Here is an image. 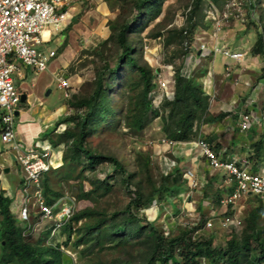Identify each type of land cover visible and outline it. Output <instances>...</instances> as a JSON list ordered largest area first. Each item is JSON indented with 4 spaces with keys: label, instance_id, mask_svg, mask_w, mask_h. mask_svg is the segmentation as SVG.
<instances>
[{
    "label": "trees",
    "instance_id": "trees-1",
    "mask_svg": "<svg viewBox=\"0 0 264 264\" xmlns=\"http://www.w3.org/2000/svg\"><path fill=\"white\" fill-rule=\"evenodd\" d=\"M119 1L122 5L120 12L115 19L109 21L110 37L94 48V53L101 57L95 78L83 84L84 89L81 93L77 92L78 90L71 92L69 101L72 111L64 118L68 126L62 134L55 135L52 142L55 146L63 143L66 145L62 165L57 168L55 174L60 175L63 181L78 182L79 200L96 198L102 202L101 198L114 191L116 173L121 174L132 200L125 208L115 211L99 208L95 204L78 210L65 225L64 232L68 235L66 243L70 242L75 232L77 240L74 243L76 246L83 245L84 257H89L90 253L96 251L100 254L105 249H125L130 246L124 258L108 261L99 256L100 259L97 261L88 258L89 261L85 264H202V259H206L209 264H221L223 261L227 264H264V231L256 226L263 212L262 204L248 215L250 233L242 239L237 240L236 236L231 238L225 247L214 246L212 235L193 237L191 230H182L177 235L165 236L159 226L146 215L140 217L139 211L150 207L158 195L170 190L174 178L178 181L179 176L173 174L163 176L158 185L152 180L150 158L144 153L138 151L133 161L135 170H128L126 163L117 156L105 154L91 147L89 139L96 134L99 127L112 123L115 110L120 106L113 104L114 91L111 80L114 76L120 75V81L123 82L119 95L125 100L128 99L127 114L123 120L130 129H143L145 115L154 111L149 93L155 88L156 69L148 63L146 65L139 63L137 46H141L142 43L137 42L135 35L141 33L162 13L166 0ZM206 1L210 3V0ZM249 2L251 4L247 5L252 10L255 4L251 0ZM192 3L193 7L189 11L187 21L183 26L173 29L171 35L180 39V56L184 57L180 64L174 66L175 97L171 101L164 102V107H171L173 128L170 135L174 140L193 139L195 122L201 120L210 104V97L205 92L202 82L209 78L215 68L214 62L219 57V54L198 50L196 46L184 48V42L193 43L201 35V30L209 31L214 26L213 21L207 18L203 10L205 0H194ZM203 13L205 17L202 25ZM219 41L222 46L225 45L229 50L234 51L235 48H231L232 45L227 41L223 39ZM250 52L262 60L261 71L256 79H263V32L257 33ZM188 54L195 58H187ZM191 68L205 73L201 76L196 73L198 70H195L191 75ZM108 72L110 77L107 79ZM133 73L140 75L138 81L132 78ZM255 83L250 87L254 89ZM128 86L134 89L133 96L126 95ZM228 114V112H221V116L209 114L205 122L207 124L218 122ZM253 148L254 158L257 160L254 167L256 166L258 170L264 168V163L259 164L264 161V138L253 142ZM252 155H249L251 160L254 159ZM104 162L114 166L115 174L108 173L103 177L97 174V167ZM87 172L92 174L91 179ZM48 183L49 178L44 176L43 187L49 185ZM86 183L89 184V188H86ZM146 183L150 187L148 192L144 188ZM59 196L48 195L47 199L49 203H54ZM13 201V198L5 195L0 189V212L3 216L0 222V264H63L60 243L45 246L41 240L37 244L26 241L23 228L16 225L19 221L11 210ZM81 220L82 223L74 229L73 222L77 225ZM252 240L257 242L254 253H252Z\"/></svg>",
    "mask_w": 264,
    "mask_h": 264
},
{
    "label": "rangeland",
    "instance_id": "rangeland-1",
    "mask_svg": "<svg viewBox=\"0 0 264 264\" xmlns=\"http://www.w3.org/2000/svg\"><path fill=\"white\" fill-rule=\"evenodd\" d=\"M241 1H242L241 11H239L238 6L231 7L232 16H230L229 21L227 22L226 27L224 28V31H227L228 33V30L230 29L232 39L238 37L237 40H240L244 43L248 41V43L241 48L242 51L248 50L249 54L248 56H246L248 60L253 55L252 52H250V48L252 47V45L256 40L257 33L259 31L264 33V0H251L252 3L255 4L252 6L253 7L252 10H250V8L247 5V4H251L249 0H241ZM80 2H81V6H83V10L85 11L97 9L98 6L97 0H72V4L74 5ZM192 2L193 0H166L163 4L162 13L154 21H151L149 26L146 27L141 33H137L135 35L137 42L142 43L141 46H137L138 61L141 65H146L148 63L154 69L163 68V70L167 71L168 70V68L166 67L167 65L173 64L174 67L183 61L184 57L180 56L181 53L180 39L178 37H175L174 35L173 36L171 35L173 34L172 33L173 29L183 26L187 21L188 16L190 14L189 8ZM216 2H220V0H217ZM108 3L111 9H117V6L119 5L117 0H109ZM96 11L97 10H95V12ZM77 12H78V8H76V13ZM90 15L95 16L93 12H91ZM103 16L106 18L107 14ZM204 17L205 15L203 13L201 19L202 25L204 22ZM94 18L96 17L89 18L88 21L91 23L92 19L94 20ZM103 25L104 23L100 24L99 27L103 28ZM213 28L214 27L212 26L209 31L211 32ZM53 29H58V28H53ZM58 35H60L59 32ZM60 36H62L63 39H65L66 33L64 34L62 33V35ZM75 44L80 45L79 41H77ZM43 45L41 47L46 52L49 51L51 48L57 46L56 44H54V42L45 44V46ZM231 48H233V45ZM79 50L80 51H78L76 55L75 52H70L69 54L66 53L60 54L54 60L52 59L53 61L50 62L49 69L42 73L39 72L40 74L39 76H37L35 80L33 79L34 77H36V75H38V73H33L31 71L28 78L22 81L21 83H18L19 80L15 77V85L17 86L18 90L21 93L26 92V87H28L27 88L28 91L34 90L40 93L41 96L45 99L47 105L52 106L55 103H63L65 100L63 97L64 93L63 91L57 88L56 80H53L51 86L47 88V90L50 88L52 89L51 94L47 96L46 95L47 90L43 91V84L50 78L48 75L50 74L51 68L52 70H54L55 67L61 66L66 62L65 65L62 66L63 68L61 67L65 71L64 76L65 74L69 73L71 77H75L76 78L74 81L76 86L75 90H78L77 92L80 91L81 93V91H83L84 89L83 84H85V82L87 81H92L95 78V71L101 63V57H99L96 54V52L94 53L93 48L85 49L83 51H81V49ZM245 61H246L245 59L242 60V64L244 65L243 66L241 65V63L237 61L233 62L232 60H229L230 68L233 67L234 69V66L236 68L229 74L224 73L223 77H219V76L217 77L219 92L216 91L217 90L216 83H212L213 84L212 87L216 92L212 96L208 111L202 115L200 121L195 122L194 128L195 127L196 128L194 129V135L192 136V138H198L199 135L202 134V128L204 127L205 124L208 128H210V126L205 122V118H208L209 114L213 116L215 115L221 116L222 108L220 105V100L223 99L225 101H229V99L232 96L230 94L229 86L238 88V86L240 85H245V87H247L246 83L252 84V81L253 83L256 82L255 83L256 86L262 83V85L259 86L260 94L262 91H263L262 94H264V89L262 88L264 86V81L262 79L259 80L256 79L261 71L260 69H258L259 65L256 67L254 64H252L249 67L250 64L247 66V64L244 63ZM219 65L221 66L220 57L216 58L215 69H217ZM251 69H254L256 71H252ZM245 72L248 73V75L246 76L248 78L242 76L243 73ZM119 76L120 75L114 76L111 82L113 84V90L116 92V94H114L112 97L113 104L114 105L116 104V106L120 104V106L115 110V114L111 119L112 123H110L109 125L107 123L99 127L97 129L96 134H94L89 139V142L92 145L90 146L100 152H105V154L117 156L118 158H120V160H123L126 163V165L128 166V170H135L133 161L136 155H138V151L144 153L146 157L150 158V170L152 174V180H154L159 185L161 182L160 179L162 176V172H161L162 168H161V164L159 163V159L156 158V156L153 157V155H155L154 153L155 145L160 144L162 138L172 139V136L170 135L171 130L173 128L172 119L170 115L171 107L169 106L168 108L164 107L162 112H159L157 108H154L153 112H148L145 115L144 118L145 123L143 129L141 130L130 129L123 120L124 117L126 118V114H127L126 106L128 104V99L126 98L125 100L124 97H120V95L117 93L121 90V85H122ZM106 77L107 79L110 77L109 72L107 73ZM132 78L138 81L140 75L138 73H133ZM222 78H225L227 80V82H225L226 84H223V82L221 81ZM224 85L227 86V88H225ZM245 87L241 91L238 90L235 93L233 92L234 97L238 98L239 95L244 94L247 96L246 99L248 100H250L251 98L256 99V97L253 96V87H247L248 88L247 91ZM211 88H209L208 90L210 91ZM126 90H127L126 95L130 94L133 96L134 89L128 86ZM155 90H158V88L156 87ZM222 97H227V98H222ZM237 98H234V100H237ZM261 100L258 97L257 102L260 103ZM222 107L225 106L222 105ZM261 107H263L261 112L259 109H256L255 113L264 114L263 103L262 105H259L260 109ZM18 118L19 117H16L15 125H17L18 123ZM116 118L119 119L116 120ZM263 120L264 119H262V121ZM220 121L218 122L224 123L227 120H225L224 122H220ZM236 122H237L236 120H231L230 122L227 123V128H229V130H227L228 133L230 132V130H232L234 133H237L236 135L241 136V140L244 139L251 140L252 147H253V142L257 141L260 138H264V121L262 127H260L261 124L254 125L251 129L247 131H240L239 128L235 127ZM114 125H118V126L114 127ZM213 128L215 129V126ZM210 132L214 133L216 131L212 129L210 130ZM45 137L46 135L42 136V139H44ZM226 138L227 137L225 136V139ZM52 147H53L52 149L54 150V155L52 156V158L57 160L59 158L58 156H56V154H58L60 150L63 152L64 148L57 147L54 144L52 145ZM6 148H7V144L2 143L1 134H0V150L6 151ZM12 153L14 152L11 151V153L9 154V157L11 159H13ZM247 156L249 157V155ZM252 156L254 158L255 155L253 154ZM166 159L170 160V158H166ZM193 160H194V156L188 155L184 158V162L180 161L181 163L179 162L177 164L176 168L179 169L180 171L190 169L191 165L194 166L195 164ZM3 162L5 163L4 159L0 157V163ZM255 162H257L256 158H254L251 161L253 165ZM162 163L164 168H166L167 164L165 159L162 160ZM57 171L58 169L53 168L50 172H48L45 175V177L49 178V183H48L49 185L43 187L44 194L46 196L48 195L59 196V194H61L63 197L67 196V198L70 196L71 199H74L75 197L76 208L78 210L88 206H93L95 204L99 208H105L109 211H115L117 209L125 208L132 200V196L131 193L129 192V188L126 186V184L123 183L121 174L120 173L115 174L114 166L110 163L104 162V164H101L97 167L98 175L103 177L109 173V175L115 174V178H116L114 191L112 193L110 192L109 195L105 196L104 198H101L102 202L100 200L98 201L96 198H93L91 200H79L77 198V195L80 191L78 182L73 180L69 182L61 180V176L55 174ZM209 171L211 173V170ZM21 172L16 173L15 170H12L10 173L7 172L6 174L5 168H2L0 170V180H1L0 186L3 189L6 188L5 189L6 192L10 190V188H8V185L11 184V182L7 183L5 181L7 179V175L9 177L11 175V177L15 179L14 182H18L20 180V177L22 178L21 183L19 185L17 183H13L14 186L13 195L17 193L18 200L21 189H24L25 187L24 184L25 182H23L25 181V178H23L24 175ZM200 174L201 173L199 172V175ZM202 174L206 178H208L209 176V174L206 172H202ZM87 175L90 179L93 177L90 172H87ZM213 176H214L213 180L210 181L208 184L201 183L199 188L198 186L194 188H189V190H187L186 193L191 195V199H195L199 204V201H201L204 194H208L209 196H211V194H214L217 191L219 184L224 182L223 178L219 177L218 179V176L214 171H213ZM85 185L86 188L90 187L88 183H86ZM144 188H146V192L150 191V187L149 185H147V183L145 184ZM130 189H132V186ZM29 192L31 195V198L29 200V204H30L29 206L31 208L32 218L30 222V227L26 229V231L24 232V234H26L24 238L26 239V241L33 242L34 244H37L41 240L44 242L43 244L45 246H52L54 245V243L63 244L65 237H61L60 235L57 236L56 239L51 240V236L48 234L47 231L49 230V227L53 224V222L50 219L40 218L39 207L37 205L34 206L32 204L35 201V198L33 196V188H30ZM171 194L172 193L167 192V195L165 197L167 200H169L168 198H170V201L162 200L160 202H157L158 200H156V204L154 202L149 208L146 209L148 219L155 222V224L158 225L162 231L163 228H168L169 230L166 232L167 233L170 232V234L173 235L179 234L182 230H193L192 232L193 237H200V236L209 237L210 235H212L214 236L213 239L214 245L218 247H225L227 245V242L235 236L236 239L238 240L244 238L247 233H250L251 229L248 226L250 217H248V215L256 208L261 207V202L258 199L256 198L249 199L246 202V209H245L246 219L244 225L239 229L230 231V229L221 227V225L216 220L214 221L213 227L208 228L207 221L210 218H213V214L211 210H208L202 204V208L197 207L195 211L191 210V212H189L186 209L188 205V201H186V203H183L182 202L183 197L181 195L179 196L177 194L178 196L176 197L175 195L171 196ZM171 197H175V200H171ZM13 200L16 201V196L13 197ZM184 205L186 207H184ZM188 207L191 209L190 204L188 205ZM214 208L218 212L217 205H215ZM58 209H60V207L55 208V210ZM15 210L16 207L12 208V211L15 212ZM143 213L145 214V211ZM141 215H142V210H141ZM2 219L3 216L0 212V222ZM17 220L19 222H17L16 225L18 227L23 228L24 230L27 227L28 223L21 219H17ZM198 224L201 226L199 227L201 229L200 230L194 229ZM256 226L264 231V208H263V212L260 215V218L257 221ZM76 240H77V235L73 234L70 243L67 244L65 248L62 247L63 264H76V263L85 264L87 261H89L90 258L97 261L98 259H100L99 256H102L105 260L112 261L119 257L120 258L126 257V254L130 249V246L126 247L125 249H105L100 254L98 253V251H96L94 253H90L89 257H84L82 256L83 245L76 246L75 243L73 242ZM251 246H252V253H254V249L257 247V242L252 240ZM0 253H1V244H0ZM243 253L244 252H242L241 255H243ZM244 260L246 259L244 258ZM202 264H209V262L203 259ZM223 264H227V263L224 262Z\"/></svg>",
    "mask_w": 264,
    "mask_h": 264
},
{
    "label": "built area",
    "instance_id": "built-area-1",
    "mask_svg": "<svg viewBox=\"0 0 264 264\" xmlns=\"http://www.w3.org/2000/svg\"><path fill=\"white\" fill-rule=\"evenodd\" d=\"M70 3L71 0H0V134L1 141L12 147L25 178V187L22 189L15 213L23 221L31 219L29 189L33 188V196L36 199L33 205L38 204L40 217L50 220L57 218L56 227L63 226L75 213V200L70 198V201L60 203L61 198L54 205L48 204L45 200L41 189V178L55 165L52 159L53 151L48 147H42L38 142L33 147L24 145L18 138L15 120L16 112L20 110L23 93L15 85L14 76L21 73V65L32 69L35 73L48 68L50 59L56 55V50L46 52L41 47L45 42L44 31L47 28L50 30L51 27L60 29L66 25L70 16L68 9L64 7ZM241 4V0H227L222 11L215 5L206 8L207 18L214 23L213 30L211 32L207 29L203 30L193 43L184 42V48L196 46L198 50L225 56L227 61H224V73H231L234 69L230 68L229 60L242 64L247 52L231 51L225 45H220L219 40L223 36L226 22L232 15L231 7L238 6L241 11ZM166 67L167 71H158L154 78L158 90L153 89L149 93L156 107H160L164 98L173 99L174 97L170 83L174 81L175 69L173 65ZM214 76V72L211 71L209 78L205 80L206 86ZM57 81L58 87L64 89L65 97L69 98L71 95L69 79L58 74ZM248 102L253 104L254 100ZM262 119H264L263 113L248 111L240 114L238 127L242 131H247L254 124H260ZM162 143L170 149L178 144H186L166 138L162 139ZM188 144L195 153L197 152V155H194L196 157L194 162L197 163V160L204 158L212 169L224 172L225 193L218 200L224 208L222 217H219L217 211L212 209L213 218L207 221L208 228L213 227L215 217L226 229L241 228L244 225L243 201L252 196H257L264 201V168L255 170L246 156L224 159L205 137L200 136ZM184 175L188 177L192 188L197 187L195 170L190 168ZM187 196H189L188 193ZM205 204L211 205V202L206 201ZM56 205L61 207L57 213L54 211ZM56 227L52 229L51 234H55Z\"/></svg>",
    "mask_w": 264,
    "mask_h": 264
},
{
    "label": "crops",
    "instance_id": "crops-1",
    "mask_svg": "<svg viewBox=\"0 0 264 264\" xmlns=\"http://www.w3.org/2000/svg\"><path fill=\"white\" fill-rule=\"evenodd\" d=\"M97 1H98L97 9H92L89 11L83 10V6H81V2L77 3L75 5L72 4V0H71L70 4H68L64 7L65 9H68V14L70 16L69 19H67L66 25L60 29H53V28L50 29V34L45 38V42L43 45V46H45V44H48L50 42H54V44L57 45L56 47L51 48L49 50V51L56 50V55L50 59L49 64L51 61H53L55 58H57L60 54H65V53L69 54L70 52H75V55H76L77 52L80 51L79 49H81V51H83L85 49H91V48L94 49L101 42H103L104 40H106L110 37L111 29L109 26V21H111L117 17L118 13L120 12V7H122V5L120 4L121 2L119 0H117V2L119 4L117 6V9H111V7H109V3H108L109 0H97ZM226 1L227 0H220V2L223 4V5H221V4H219L213 0H210V3L205 0L203 10L205 12L206 8H209L211 5H215L216 7H218L219 10L222 11L225 8ZM191 7H193V3H191L189 11H190ZM76 8H78L77 13H76ZM95 10H97V11L95 12ZM91 12H93L95 14V16L90 15ZM105 14H107L106 18L103 16ZM92 17H96V18H94V20L92 19V21L90 23L88 21V19L92 18ZM103 23H104L103 28H100L99 25L103 24ZM226 24H227V22H226ZM203 30H205V29H203ZM203 30H201L200 34L203 33ZM58 32L60 33V35H62V33L63 34L66 33V38L63 39L62 36L58 35ZM221 38H223L224 41H227L230 45H233V47L235 48L234 51H241V48L248 43V41L244 43L240 40H237L238 37H235L234 39H232L230 29L228 30V33H227V31H224L223 36H221ZM77 41H79L80 45L75 44ZM235 46H237V47H235ZM244 52H248V50H245ZM248 54L249 53H247L246 56H248ZM188 57H190L191 59L195 58L191 54H188L187 58ZM219 57H221V66L219 65V67L217 69L213 68V70H212L214 72L215 77L211 79L210 83L207 82V86L205 85V81L202 82V86L205 88V92L210 97V99H209L210 102H211V99H212V96L214 95V93L216 91L219 92L217 77L218 76L223 77L224 61L225 60L227 61V58L225 56H223V55L221 56V54H219ZM244 59L246 60L244 63H246L247 66L250 64L249 67L252 64H254L256 67L259 65L258 69H260V67L262 66V60L259 56L252 55V57L250 59H248V60H247V58H244ZM233 62H235V61H233ZM65 63L63 65H65ZM63 65L55 67L54 70H52V68H51L50 74L48 75L50 78L43 84V91L47 90V88L49 86H51L53 80H56L57 88L59 90L63 91V93H64V89H60L58 87V81H57L58 74L62 73L64 75L65 71L62 69ZM241 65H243V64H241ZM214 66H215V62H214ZM48 69H49V65H48V68L46 70H48ZM248 69H250V68H248ZM160 70L165 72V70H163V68H156V73ZM195 70H198V69L191 68V70H190L191 75ZM251 70L256 71L254 69H251ZM30 71L35 73L32 69L25 67L24 65H21V73L15 75L14 77H16L19 80L18 83H21L22 81H24L25 79L28 78ZM45 71H42V72H45ZM186 71H187V69H186ZM42 72H40V73H42ZM40 73H38V75H36V77H34L33 80H35L37 78V76H39ZM196 73L200 74L202 76L205 72H201V70H198ZM247 75H248V73L245 72V73H243L242 76L245 78H248V77H246ZM53 76L55 79L53 78ZM65 76L69 79L70 84H71L70 93L75 92L76 86H75L74 81L76 78L71 77L69 73L65 74ZM259 79H262V78H259ZM262 80L264 81V78ZM221 81L223 82V84H226L225 82H227V80L225 78H222ZM212 83H216V86H217L216 91L212 87L213 86ZM122 84H123V82H122ZM252 84H253V81H252ZM252 84L246 83L247 87H250ZM261 85H262V83L259 84L258 86H256L255 89H253V96L256 97V99L252 98V100H254L253 104H249V102H247V100H248V99H246L247 96L244 94L239 95L238 98L234 97V93L237 92L238 90L239 91L243 90L245 85H240V86H238V88L235 87L236 89L233 86H229L230 87V94L232 95V96L230 95L231 98L229 99V101H225L223 99L220 100V105L222 108L221 112L223 111V112L229 113L220 122H224L225 120H227V121L224 123L215 122L212 124H208L210 126V128H208L205 124L204 127L202 128V134H200L199 137L200 136L205 137L214 146V148L217 149L221 153V156L224 159H230L233 156H247V155L255 153V152H253V150L255 151V149L251 145L252 144L251 140H249V139L241 140V136L236 135L237 133H234L232 130H230V132L228 133L227 130H229V128H227V123L230 122L231 120H236L237 122H236L235 127L238 128V120L240 118V114L248 112V111L255 112L256 109L260 110L259 105H262V103L264 105V94H262L263 91L260 94V87L259 86H261ZM32 86H33V84H32ZM121 87H122V85H121ZM156 87H157V85L155 83L154 89H156ZM224 87L227 88V86H225V85H224ZM247 87H245L246 91L248 89ZM27 88L28 87H26L27 93L26 92L23 93L26 95V99L22 100L21 105L19 107L20 108L19 115L17 116V117H19L18 123L16 125L17 136L22 141V143L24 145H29V146L33 147L34 144L36 142H38V144L41 145L42 147L50 148L53 151V155H54V150L52 149L53 148L52 147V145H53L52 140L57 135L62 134V132H64L65 129L67 128L66 125L68 126L67 122L64 121V118L66 117V115L70 114L72 111V109L70 107V101H69L70 97L67 98L63 94V97L65 99L64 102L63 103H55L54 105L51 106V105H47V103L45 102V99L41 96L40 93H38L34 90H30V88H29L30 91H28ZM170 88L174 91V97H175V77H174V81H172L170 83ZM209 88H211L210 91L208 90ZM262 88L264 89V86ZM48 90H51L49 93V94H51L52 89L50 88ZM48 90L46 91L47 96L49 95V94H47ZM119 92H117V93L119 94ZM114 94H116L115 91H114L113 95ZM258 97L260 100L262 99L260 101V103L257 102ZM222 98H227V97H222ZM234 98H237V100H234ZM166 100L171 101V99H169V98H164L160 107H156L154 104H153V107L157 108L159 112H162V110L164 109V102ZM222 105H224L225 107H222ZM226 106H227V108H226ZM260 112H261V110H260ZM260 124H261L260 127H262L263 122H261ZM214 126H215V129L213 128ZM233 128H234V126H233ZM212 129L215 130L216 132L211 133L210 130H212ZM44 135H46V137L44 139H42V136H44ZM225 136L227 137L226 139H225ZM196 139L197 138L187 139V140L181 141V142H185L186 144H182L181 146H180V144H178V146H174L171 149L169 147H167V145L164 143H160L158 145H155V150H154L155 155H153V157L156 156V158L159 159V163L161 164V168H162L161 169L162 170L161 171L162 172L161 177L168 176L170 174L179 176L178 181H175V178H174L173 185L170 187V190H167V191L169 193H172L171 196L175 195L177 197L178 195L179 196L181 195L183 197V199H182L183 203H186V201H188V205L189 204L191 205V209L188 207V205H187V207L184 205V207H186V209L189 212H191V210L195 211L197 207L202 208V204H203L204 207H206L208 210H212V209L216 210L214 207H215V205H217V210H218L217 213H221V210L223 211L224 208L218 202V198L220 197V193L222 195L225 193V190L223 188V183L219 184L217 191L214 194H211V196H209L208 194H204L201 201H199V204H198V202L195 199H191V195L186 197L187 190H189V188H192V185H191L188 177H186L184 175L188 169L180 171L179 169L176 168L177 164L180 161L184 162V158L186 156L197 155V152L195 153L193 151V149L191 148V146L188 144V142L194 141ZM260 139H262V138H260ZM2 143L6 144L5 142H2ZM65 146L66 145L63 143V144H59L57 147H62L65 150ZM10 150L12 151L11 146H9L8 144H7L6 151L0 150L1 151L0 157H2L5 161V163L4 162L0 163V170L2 168H5L6 174H7V172L10 173L12 170H15L16 173L21 172L22 168H21L19 162L16 161L14 153H12L13 159H11L9 157V154L11 153ZM63 154H64V151L62 152L60 150L59 153L56 154V156H58L59 159H57V160L53 159V162L56 166L62 165ZM166 158H170V160L168 161ZM164 159L167 163L166 168H164L163 163H162V160H164ZM195 159H196V157L194 156V160ZM173 162H174V164H172ZM263 162L264 161L260 162L259 164H261ZM7 168L9 169V171H6ZM191 168L193 170H195V173L197 175V181H198L197 186H198V188L201 185V183L202 184H206V183L208 184L210 181L213 180V177H214L213 171L218 176V179H219V177L224 178L223 170L212 169L209 166L208 162L204 158H202L201 160H197V163L195 162L194 166L191 165ZM209 170H211V173ZM199 172L201 173L200 175H199ZM202 172L208 173L209 174L208 178L203 176ZM21 173L23 174V172H21ZM21 179L22 178L20 177V180L18 182H14L15 179L13 177H11V175H10V177L7 175V179L5 181L7 183L11 182V184L8 185V188H10V190H8V192H6V190H5L6 188L3 189L0 186V189L3 190L4 193L7 194V196H9L11 198L16 196L17 202H15V200H14V202L11 205V210H12V208L16 207L18 205V201H20V198H19V200L17 198V193H15L13 195V193H14L13 192V187H14L13 183H17L19 185L21 183ZM22 184H23V182H22ZM0 185H1V183H0ZM167 191L162 192L160 195H158L156 197V199L154 201L155 204H156V200H158L157 202H160L162 200L170 201V198H168L169 200H167L165 198L167 195ZM171 200H175V197H171ZM206 201L211 202V205L205 204Z\"/></svg>",
    "mask_w": 264,
    "mask_h": 264
},
{
    "label": "clouds",
    "instance_id": "clouds-1",
    "mask_svg": "<svg viewBox=\"0 0 264 264\" xmlns=\"http://www.w3.org/2000/svg\"><path fill=\"white\" fill-rule=\"evenodd\" d=\"M246 58V57H245ZM250 100H252V98L250 99ZM250 100H247V102L248 101H250ZM262 108L263 107H261V109L260 110H262ZM264 121V120H263ZM262 121V122H263ZM258 125V124H257ZM66 127H67V125H66ZM239 128V127H238ZM239 130L240 131H242L240 128H239ZM163 139V138H162ZM170 139V138H169ZM172 140H174V139H172ZM176 141H184V140H176ZM161 143H162V140H161ZM7 144V143H6ZM9 145V144H8ZM10 146V145H9ZM181 146V145H180ZM12 148V147H11ZM237 157H240V156H237ZM246 157H248V156H246ZM249 158V157H248ZM53 159V158H52ZM249 160L250 161H252L250 158H249ZM252 164V163H251ZM60 166H56V165H54V166H52V169L53 168H55V169H57V168H59ZM51 169V170H52ZM254 169L255 170H258V168L256 169L255 167H254ZM50 170V171H51ZM49 171V172H50ZM48 172H46V173H44V175L42 176V178H41V189H42V191H43V184H42V181H43V177L47 174ZM223 180H224V178H223ZM24 182V181H23ZM224 183V182H223ZM21 193H22V189H21V192H20V195H19V198L21 197ZM43 194H44V192H43ZM222 194L220 193V196H221ZM44 196H45V200L47 201V203L48 204H50V205H54L57 201H59L61 198V201H60V203L61 202H63V201H70V196L67 198V196L66 197H63L62 195H60L59 197H57V199H56V201L54 202V203H49V201H48V199H47V196L44 194ZM251 198H256V199H258L260 202H261V204L264 206V201L261 199V198H259V197H257V196H252V197H249V199H251ZM21 199V198H20ZM248 199V200H249ZM74 200H75V213L78 211V209L76 208V198L74 197ZM248 200H245V201H243V205H244V207H243V216H244V222H245V219H246V215H245V209H246V202L248 201ZM14 202V201H13ZM15 202H17V201H15ZM19 202V201H18ZM34 202H36V199H35V201ZM33 202V203H34ZM32 203V204H33ZM35 205H37L38 206V204H35ZM34 205V206H35ZM33 207V206H32ZM39 207V206H38ZM57 207H59V206H54V211H55V213H57V212H59L60 210H61V207H60V209H58V210H55V208H57ZM149 208V207H148ZM146 209L147 208H145L144 210H142V215H141V210L139 211V213H140V217H142L143 215H146L147 217H148V215H147V213H146ZM145 211V214L143 213ZM212 211V210H211ZM14 214H15V216H16V218L17 219H20V218H18L17 217V215H16V213L14 212V211H12ZM39 212H40V210H39ZM74 213V214H75ZM74 214L72 215V217L70 218V219H68L66 222H65V224L63 225V226H61V227H56V224H57V218H55V219H52L51 221L53 222V224L49 227V230L48 231H50V232H48V234L51 236V240H53V239H56L57 238V236H61V237H65V240H64V242H63V244H61L60 243V246H59V248L62 250V247L63 248H65L66 246H67V244H69V243H66V241L68 240V238H67V233H65L64 232V228H65V225L68 223V222H70L71 221V219L73 218V216H74ZM223 215H225L224 213H223ZM218 216L219 217H222V212L221 213H218ZM31 218H32V216H31ZM41 218V217H40ZM215 220L218 222V220H217V217H215ZM214 220V221H215ZM28 224H27V227L23 230V233L26 231V229H28L29 227H30V222H31V219L29 220V221H26ZM82 223V220L76 225L74 222H73V224H74V229L78 226V225H80ZM219 224H220V222H218ZM221 225V224H220ZM158 226V225H157ZM57 228L56 229V231H55V234H51L52 233V229L53 228ZM199 227H201L199 224L196 226V228H194V229H197V230H200L201 228H199ZM221 227H222V225H221ZM169 229L168 228H163V233H164V235L165 236H168V235H170V232L169 233H167L166 231H168ZM196 230V231H197ZM233 230H235V228H233L232 230H230V231H233ZM191 232H193L192 230H191ZM74 234L76 235V233L74 232ZM25 236H26V234H24ZM28 235H30V234H28ZM213 239H214V236H213ZM70 241H71V239H70ZM74 242V241H73ZM57 244V243H56ZM213 244H214V242H213ZM214 246H216V245H214ZM203 260V259H202ZM206 260V259H205ZM224 263V261L221 263V264H223Z\"/></svg>",
    "mask_w": 264,
    "mask_h": 264
},
{
    "label": "water",
    "instance_id": "water-1",
    "mask_svg": "<svg viewBox=\"0 0 264 264\" xmlns=\"http://www.w3.org/2000/svg\"><path fill=\"white\" fill-rule=\"evenodd\" d=\"M50 91H51V90H48L47 94H49ZM25 99H26V95L23 94V95H22V100H25ZM16 115H17V116L19 115V110L16 112ZM6 171H9V169L7 168ZM0 183H1V181H0Z\"/></svg>",
    "mask_w": 264,
    "mask_h": 264
},
{
    "label": "bare ground",
    "instance_id": "bare-ground-1",
    "mask_svg": "<svg viewBox=\"0 0 264 264\" xmlns=\"http://www.w3.org/2000/svg\"><path fill=\"white\" fill-rule=\"evenodd\" d=\"M50 34L49 28L44 31L45 38ZM168 147V146H167ZM169 161V160H168Z\"/></svg>",
    "mask_w": 264,
    "mask_h": 264
}]
</instances>
